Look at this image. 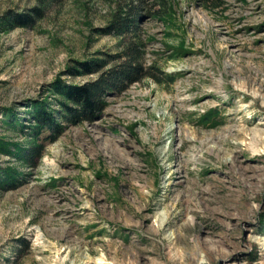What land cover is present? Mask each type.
<instances>
[{
	"label": "rangeland",
	"instance_id": "374dc122",
	"mask_svg": "<svg viewBox=\"0 0 264 264\" xmlns=\"http://www.w3.org/2000/svg\"><path fill=\"white\" fill-rule=\"evenodd\" d=\"M42 1L0 0L4 141L31 145L28 111L59 108L55 80L98 77L70 69L121 50L108 30L126 8L152 37L144 61L174 80L58 118L30 161L0 151L19 173L0 185V264H264V0H165L164 18L156 0H52L35 26L2 23Z\"/></svg>",
	"mask_w": 264,
	"mask_h": 264
},
{
	"label": "trees",
	"instance_id": "16d2710c",
	"mask_svg": "<svg viewBox=\"0 0 264 264\" xmlns=\"http://www.w3.org/2000/svg\"><path fill=\"white\" fill-rule=\"evenodd\" d=\"M48 1L43 0L38 7L32 8L29 12L21 15H10L2 22L8 26H35L38 18L45 15V6ZM159 8L150 10L149 15L153 18H164L168 15L165 8V0H156ZM163 2V4H161ZM134 10V11H133ZM124 14L113 19L110 30L123 38V46L119 52L105 53L97 58L78 61L77 65L70 69L77 74L99 73L94 80L86 81L83 84H66L58 78L52 85V91L58 98V109L48 108V101L44 100L34 104L28 111V120L31 121L29 132L31 145L23 147L20 142L4 141L0 138V151L9 155H16L25 162L30 161L33 155H41L45 146L39 142L41 134L50 141L55 139V133L60 128L59 119L73 122L93 121L99 117L107 105V95L114 91L127 89L134 82L144 77L152 78L158 82L174 80L173 74L160 69L157 64H146L144 61V47L152 37L144 38L141 33L140 15L136 9H124ZM112 29V30H111ZM126 36L130 37L127 40ZM126 38V39H125ZM116 61L115 64L113 62ZM112 65L108 67V64ZM108 69H105L107 68ZM105 69V70H104ZM9 113V112H8ZM6 114L9 116L10 114ZM57 113L59 115H57ZM5 122L13 127H18L21 121L17 118ZM23 124V123H22ZM14 168L0 169V185L10 184L15 181L18 175Z\"/></svg>",
	"mask_w": 264,
	"mask_h": 264
}]
</instances>
